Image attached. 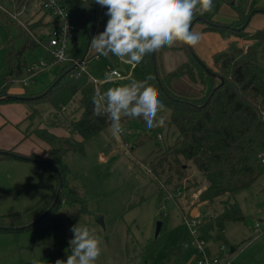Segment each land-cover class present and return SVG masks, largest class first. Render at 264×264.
I'll list each match as a JSON object with an SVG mask.
<instances>
[{
	"label": "rangeland",
	"instance_id": "rangeland-1",
	"mask_svg": "<svg viewBox=\"0 0 264 264\" xmlns=\"http://www.w3.org/2000/svg\"><path fill=\"white\" fill-rule=\"evenodd\" d=\"M260 1L263 6L264 0ZM248 4L249 0H220L218 8L213 9L208 17L230 24L236 15L235 7L244 9ZM0 12L8 14L2 16L0 13L2 88L6 74L5 26L15 46L20 47L24 38L18 25L28 27L27 24L40 19L48 24L52 16L38 0L28 3L0 0ZM97 19L98 22L105 19L102 10L98 11ZM262 19L264 13L250 17L248 32L253 34ZM90 23L88 17L77 30L70 43L71 57L81 60L85 54V71L91 80L98 83L99 89L104 91L131 80L144 81L143 60L139 64L128 65L123 72L124 60L111 54L102 56L87 46ZM203 27L201 21L193 24L192 28L202 33V40L192 48L210 66L213 54L225 49L235 38L207 32ZM35 32L42 40H48V25L36 28ZM250 41L257 50L258 66L264 80L263 48L254 40ZM180 45L178 43L176 47ZM45 54L43 47L29 49L25 52V59L32 65H38L46 61ZM186 61L188 56L178 49L158 52V64L164 72L175 70ZM60 66L54 65L49 70L36 72L25 85L27 95L49 88L55 80L54 72ZM113 70L121 71L124 78H112ZM172 86L177 92L199 96L209 90L210 79L208 77L202 85L193 84L182 77L175 79ZM76 108L77 103L58 112L50 104L43 103L38 106L39 113L33 121H26L20 128L25 133L30 125H33L32 130L37 125H48L49 120L76 119L81 113L78 111L72 117L71 112ZM161 115L166 116L165 125L153 129H148L142 119L124 117L121 122L125 131L121 136L114 137L109 125L103 132L83 141V152L71 151L65 155L64 161L70 170V185L79 192L85 206L62 202L49 211L56 178L48 166L26 162L8 168L1 166L0 208L8 217L2 223L18 231L0 234V264H56L58 259L66 260L71 254L69 240L73 238V233L70 228L78 223L94 228L102 240L103 251L96 264H143L142 248L156 238L159 239V247L153 263L196 264L200 256L193 225L198 218L212 216L214 209L219 208L220 201L227 199L228 195L215 199L210 207L205 203L192 205L197 200L194 195L199 196L201 190L208 186L194 165H190L189 173L199 183L196 188L169 194L159 187L150 172L149 161L178 138L176 128L169 125L170 111ZM233 200L239 204L245 220L226 224L224 236L227 244L218 240L216 233H213L205 241V247L212 259L219 260V264H264V175L251 187L235 193ZM100 218L103 219L104 228L98 223ZM159 223L161 232L156 236ZM231 248H234L233 252Z\"/></svg>",
	"mask_w": 264,
	"mask_h": 264
},
{
	"label": "trees",
	"instance_id": "trees-1",
	"mask_svg": "<svg viewBox=\"0 0 264 264\" xmlns=\"http://www.w3.org/2000/svg\"><path fill=\"white\" fill-rule=\"evenodd\" d=\"M22 1L28 3L31 0H15L18 3ZM38 1L44 9L46 0ZM219 1L214 0V10L218 8ZM259 2L260 0H249L247 8L235 7L236 19L230 24L213 20L208 17L210 12L203 15L196 14L192 26L197 21H201L205 31L235 38V41L228 44L225 49L213 54L210 66L205 64L196 55L192 46L187 44L164 48V50L178 49L188 56V61L170 72L160 69L158 53L145 56L143 59L145 80L151 77L148 82L158 90L161 101L170 111L169 125L174 126L178 131L175 143L154 154L149 161L150 172L159 187L169 194L196 188L199 183L189 173L190 165H194L208 182V186L201 190L192 205L205 203L210 207L215 199L228 195L227 199L220 201L219 208L214 209L212 216L196 219L193 229L199 241H208L212 234L216 233L217 239L227 244L224 236L226 224L245 220L239 204L233 200L234 194L251 187L264 175V156H258L264 153V80L258 66L257 50L250 41L254 40L262 46L264 52V27L251 34L246 25L254 14L264 12L258 6ZM60 4L71 13L70 19L76 26V32L88 17L92 23L95 0H60ZM100 10H103L105 19L98 22L96 18L91 38L104 30L108 20L105 15L107 9L97 4V15ZM1 14L3 16L7 13ZM57 23L58 20L52 17L48 24H44L40 19L35 23L27 24L28 27L18 25L24 38L20 47L15 46V41L5 26L6 74L3 78L5 83L0 88V105L11 103L26 105L29 108L26 120L30 121H33L39 113L38 106L43 103L50 104L58 112L72 107L75 103L78 104V108L71 112L73 117L80 111L78 118L49 120L46 127L37 125L25 134L26 137L34 135L48 146L46 156L30 157L41 160L38 164L53 170L56 189L51 205L57 200L52 210L62 202L85 206L79 192L70 185L68 179L70 170L64 157L71 151L83 152V141L103 132L110 125L106 115L94 114L92 97L96 91L95 84L86 71L81 70V67L76 66L74 62L61 64L54 72L53 84L38 94L9 93L10 88L18 83V80L30 75L29 69L32 64L26 61L25 52L42 47L44 43L35 29L48 25L50 31ZM91 23L88 26L89 33L92 28ZM90 43L91 39H88V47ZM45 53L48 59L49 54L46 51ZM83 57L77 60L84 63ZM182 77L193 84L202 85L209 77V90L199 96L177 92L172 83ZM47 127L61 128L67 134L56 135ZM0 151V160L15 159L11 155L4 154V151L21 155L12 149ZM0 231L17 232L18 230L0 228ZM158 247V238L144 245L141 252L143 264H157L152 260Z\"/></svg>",
	"mask_w": 264,
	"mask_h": 264
},
{
	"label": "clouds",
	"instance_id": "clouds-1",
	"mask_svg": "<svg viewBox=\"0 0 264 264\" xmlns=\"http://www.w3.org/2000/svg\"><path fill=\"white\" fill-rule=\"evenodd\" d=\"M106 8L108 17L104 30L91 38L90 46L102 56L110 54L129 64H139L145 56L173 48L178 43L197 46L202 33L192 28L197 13L211 12L214 0H95ZM60 59H65L63 52ZM131 80L127 84L96 89L93 112L107 116L114 137L125 129L122 118L142 119L148 129L165 125L169 111L158 90L148 80ZM27 85L28 81H23ZM264 156V153L258 154ZM69 240L71 254L56 264H96L102 254V240L94 228L73 225Z\"/></svg>",
	"mask_w": 264,
	"mask_h": 264
},
{
	"label": "crops",
	"instance_id": "crops-1",
	"mask_svg": "<svg viewBox=\"0 0 264 264\" xmlns=\"http://www.w3.org/2000/svg\"><path fill=\"white\" fill-rule=\"evenodd\" d=\"M261 4L262 2L260 1L258 6L264 10V5L262 6ZM102 13H103V10H102ZM261 13H264V12H261ZM235 19H236V15L232 21H234ZM259 24L260 25L257 28L258 29L263 28L264 19H262L259 22ZM126 68L127 67L121 68V71H123L122 69L126 70ZM15 85H18L19 87L14 88ZM15 85L10 88L9 93L13 95H23L26 93L25 87L22 86L20 83H16ZM28 115H29V108L24 104L11 103V104L0 105V150H11L12 149L15 152L21 155H24V156L36 155L39 157H44L46 156V153L48 150L47 144L41 141L40 139L36 138L34 135L26 137L25 136L26 132L24 133L23 130L20 128L26 121H28L26 120ZM32 126L30 125L29 127L30 129H27V131L31 130ZM40 126L46 127V125H40ZM47 128L49 129V131L59 136H64L67 134L66 131L61 128H50V127H47ZM20 162L34 163V162H27V161H22L18 159H1L0 167L4 166V168H8L10 166L17 165L16 163H20ZM6 218H8L7 215L4 213L3 209L0 208V227L1 228H8L7 224L2 223V221H4ZM1 233L6 235V234H11L13 232L0 231V234ZM207 252L209 253L208 249H207Z\"/></svg>",
	"mask_w": 264,
	"mask_h": 264
},
{
	"label": "built area",
	"instance_id": "built-area-1",
	"mask_svg": "<svg viewBox=\"0 0 264 264\" xmlns=\"http://www.w3.org/2000/svg\"><path fill=\"white\" fill-rule=\"evenodd\" d=\"M44 10L47 11L53 18L58 20V23L49 31V37L47 41H44L42 47L49 54V58L46 61H41L38 65L33 64L30 69V75L18 80L17 82L25 86L23 81H29L39 70L50 69L54 65H61L67 62H74L76 66H80L81 70L85 71L84 63L73 59L71 57L70 43L76 35V26L71 22V13L66 11L60 4V0H46L44 2ZM248 45L246 46V48ZM63 52L65 59H60L59 54ZM81 62V63H80ZM124 66L131 65L123 62ZM111 76L114 79H123L124 76L121 71L113 70ZM95 84V88L98 89V83L92 80ZM28 84V83H27ZM195 199L198 196L194 195ZM197 240V239H196ZM197 251L200 256V260L196 264H219L218 259H212L207 252L204 241H196ZM224 249V248H223ZM222 249V251H224Z\"/></svg>",
	"mask_w": 264,
	"mask_h": 264
},
{
	"label": "water",
	"instance_id": "water-1",
	"mask_svg": "<svg viewBox=\"0 0 264 264\" xmlns=\"http://www.w3.org/2000/svg\"><path fill=\"white\" fill-rule=\"evenodd\" d=\"M21 6H22V4H21ZM21 6H20V7H21ZM92 15H93V16H92V23H91L92 28H91V31H90V33H89V39H91V36H92V29H93V26H94L95 21H96V18H97V4H96V5L94 6V8H93ZM249 20H250V19H249ZM249 20L247 21L246 25H248ZM86 52H87V51H86ZM153 60H154V58H153ZM80 63H81V62H80ZM122 70L125 71L124 69H122ZM0 152H1V151H0ZM3 153L6 154V155H11L13 158L18 159V160H22V161L34 162V163H38V162L41 161V160H39V159H36V158L30 157V156L18 155V154H14V153L6 152V151H4ZM58 175L60 176L59 173H58ZM56 200H57V199H56ZM56 200H54V202H53L51 208L49 209V211H51L52 207L55 205ZM98 223H99L103 228L105 227L102 218H100V219L98 220ZM0 228H1V227H0ZM160 230H161V223H159L158 226H157L156 236H158ZM233 250H234V248H231V252H232Z\"/></svg>",
	"mask_w": 264,
	"mask_h": 264
}]
</instances>
